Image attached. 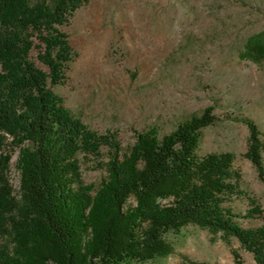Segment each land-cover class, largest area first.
Wrapping results in <instances>:
<instances>
[{
  "label": "trees",
  "instance_id": "1",
  "mask_svg": "<svg viewBox=\"0 0 264 264\" xmlns=\"http://www.w3.org/2000/svg\"><path fill=\"white\" fill-rule=\"evenodd\" d=\"M90 1L0 0V264L156 263L175 252L168 235L188 225L237 239L264 264V223L239 221L263 209L250 197L245 214L232 205L247 195L234 152L198 153L218 119L213 106L164 135L157 125L136 131L125 150L116 131L91 128L54 89L77 56L61 26ZM243 56L264 59V30L247 39ZM239 120L248 128L244 157L264 182L261 130ZM16 150L18 188L9 178ZM82 159L105 167L99 186L85 182Z\"/></svg>",
  "mask_w": 264,
  "mask_h": 264
},
{
  "label": "rangeland",
  "instance_id": "2",
  "mask_svg": "<svg viewBox=\"0 0 264 264\" xmlns=\"http://www.w3.org/2000/svg\"><path fill=\"white\" fill-rule=\"evenodd\" d=\"M61 29L77 56L54 89L74 114L95 130L116 131L126 150L136 131L157 125L164 135L213 106L218 119L203 130L198 153L234 152L247 193L234 200L235 211L245 214L249 197L264 211V182L244 157L248 128L239 120L254 119L264 140V59L243 56L247 39L264 30V0H91ZM37 55L34 48V60L47 70ZM107 150L100 160H107ZM17 157L13 151L9 178L15 188ZM82 171L85 182L96 186L106 176L93 159H82ZM239 221L259 226L264 212ZM168 238L175 252L151 264H189L184 256L257 264L237 239L225 242L195 225Z\"/></svg>",
  "mask_w": 264,
  "mask_h": 264
}]
</instances>
